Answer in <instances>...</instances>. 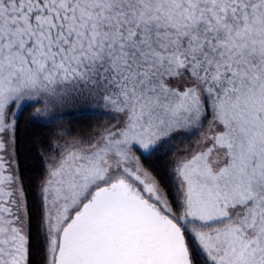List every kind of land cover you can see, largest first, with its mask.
<instances>
[{
    "label": "snow or ice",
    "instance_id": "1",
    "mask_svg": "<svg viewBox=\"0 0 264 264\" xmlns=\"http://www.w3.org/2000/svg\"><path fill=\"white\" fill-rule=\"evenodd\" d=\"M0 264H264V0H0Z\"/></svg>",
    "mask_w": 264,
    "mask_h": 264
},
{
    "label": "trees",
    "instance_id": "2",
    "mask_svg": "<svg viewBox=\"0 0 264 264\" xmlns=\"http://www.w3.org/2000/svg\"><path fill=\"white\" fill-rule=\"evenodd\" d=\"M78 105H73L71 107H77ZM66 109V111L70 110ZM77 111V110H74ZM31 108L25 109L19 115V123L17 126V148L20 153V168L22 175L24 176H34L36 172L40 169V159L37 156V149L40 146V142L48 136L51 128L56 127V124L50 127H45L42 125H37L30 120ZM70 112L69 119L65 122V125L71 124L73 129L77 127L86 126L88 123H96L99 120L104 119L102 116H95L86 109L80 110L79 113L72 114ZM194 138V137H192ZM146 166H153L161 174H163L165 169V160L157 159V157H149L144 161Z\"/></svg>",
    "mask_w": 264,
    "mask_h": 264
},
{
    "label": "rangeland",
    "instance_id": "3",
    "mask_svg": "<svg viewBox=\"0 0 264 264\" xmlns=\"http://www.w3.org/2000/svg\"><path fill=\"white\" fill-rule=\"evenodd\" d=\"M71 109L70 110H68V113H70V112H74V113H72V114H76L77 112L79 113V111L80 110H83V109H85V108H83V107H81V106H77V107H70ZM74 110H77V111H74ZM66 127H69V126H72L71 124H68V125H65ZM189 139H194V138H192V137H189ZM178 143V142H177ZM146 166V165H145Z\"/></svg>",
    "mask_w": 264,
    "mask_h": 264
}]
</instances>
